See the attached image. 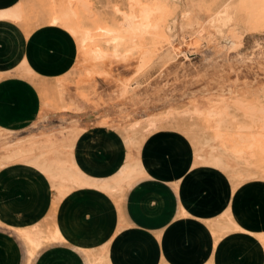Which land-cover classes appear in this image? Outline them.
Instances as JSON below:
<instances>
[{
	"label": "rangeland",
	"instance_id": "rangeland-1",
	"mask_svg": "<svg viewBox=\"0 0 264 264\" xmlns=\"http://www.w3.org/2000/svg\"><path fill=\"white\" fill-rule=\"evenodd\" d=\"M136 1L20 0L15 3L20 23L0 22V88L6 84L0 117L15 130L0 127V264H81L70 246L102 241L97 236L115 223L113 209L116 232L135 224L122 211L127 197L101 194L105 202L89 192L62 197L44 175L21 164L38 167L65 194L80 185L67 181L76 178L75 171L57 156L67 138V155L74 150L76 156L77 138L86 130L91 131L86 140L113 141V129L127 148V158L112 174L89 178L110 181L103 191L121 195L130 189L128 181L114 184L117 172L146 174L144 145L156 131L158 140L168 131L190 142L193 161L226 158L229 165L220 171L227 176L213 178L218 190L209 202L222 205L231 182L235 217L264 229V6L252 9L244 0ZM159 21L165 29H155ZM46 23L67 28L76 44ZM34 38L39 62L28 57ZM42 133L57 144L29 139ZM103 203L112 213L99 214ZM182 214H188L184 207ZM55 225L67 237L64 244H50L63 239ZM216 226L215 236L241 230L257 236L264 250V233L242 228L231 216ZM133 232L111 245L116 253H129L134 264H150L149 250L161 248L162 239ZM28 233L39 245L26 240ZM260 248L245 235L227 242L222 257L228 264H260ZM98 251L90 264H113L107 247ZM239 252L242 257L235 259Z\"/></svg>",
	"mask_w": 264,
	"mask_h": 264
},
{
	"label": "crops",
	"instance_id": "crops-1",
	"mask_svg": "<svg viewBox=\"0 0 264 264\" xmlns=\"http://www.w3.org/2000/svg\"><path fill=\"white\" fill-rule=\"evenodd\" d=\"M18 1L20 0H0V22L20 23V12L15 9V3ZM46 24L51 29H56V27L63 29L69 34L73 44H76L74 35L67 28L53 23ZM38 44V40L34 38L28 56L31 62H39L43 59L39 55L40 50ZM38 69L45 72L51 70L47 66H39ZM1 87L0 109L4 110L5 107L3 104L6 101L3 96L6 95V92H4L6 84H2ZM0 127L13 130L8 119L3 117H0ZM111 133L113 141H108V139L97 140L95 138L86 140L91 135V131H83L81 136L77 138L78 145H75L76 156L74 155L73 157L74 150L71 155H67V152H70L71 148L67 138L65 139L67 144L59 150L57 159L67 161L73 171L78 173L83 179H89L94 173H100L102 175L112 174L127 158V148L118 139L117 135L119 133L117 131L112 129ZM157 134V131L151 134L142 149V159L146 163L153 179L141 182L142 177L148 175L139 176L137 178L139 185L136 188L133 187L134 189L132 188V191H130L131 188H126L121 195H111L101 189L87 186L70 187L65 194L61 193V195V184L55 183L38 167L21 163L34 168L44 175L51 182L55 192L62 197H68L76 192H89L92 197L101 198L99 201L97 200L98 202L102 200L103 202L106 201L102 199L101 194H105L111 198H118V200H123L127 197L122 211L128 220L135 224L116 232L119 219L117 218L118 215H116V209H113L115 210L113 214V222L115 223L111 228L102 231L103 233L97 236V238H103L102 241L88 246L82 243H73L70 246L73 252L81 255L80 263L90 264L93 256H97L102 251L98 250L107 247L110 250L113 264H134L130 259L132 256L129 253L122 254L120 251H117L118 254L120 253L118 255L113 246L119 236L133 230V233L136 234H146L148 232L154 234L158 240L162 239L161 248L155 246L149 250L150 264H203L209 260L214 264H228L229 261L227 259L224 260L222 257L224 245L233 240V238L238 239L245 235L253 237L261 245L259 256L260 264H264V250L257 236L241 230H232L217 236L212 232V230L217 228V223L225 222L231 216L242 228L255 233H264V229L252 227L246 220L235 217L231 195V189L233 190V188L230 181L231 188L228 183L230 193L224 203L219 206L218 203L209 202L216 190H218L213 178H217L219 175L220 177L227 175L218 169L208 166L192 167L193 147L184 137L168 133L167 131L165 135L168 136H163L162 139L158 140L159 138L157 139L155 137ZM32 138H36L34 140L39 138L50 139L49 147L57 144V140L50 133H42L32 136L29 139ZM117 148H120V150H117ZM203 200H208V202L201 205L200 202H203ZM228 206L231 208L230 213L228 212ZM183 207L188 213L187 215L182 214ZM224 212L227 214H224ZM110 213H112V209L103 203L99 214L106 216ZM55 226H58L61 230L59 225ZM158 232H161L160 236L157 235ZM61 236L63 239L60 238L57 242H50V244H64L67 241V237L62 230ZM74 247L81 248L76 250L73 249ZM242 253H237V256H234V258L238 259L242 257ZM122 255L125 257L124 260L121 258Z\"/></svg>",
	"mask_w": 264,
	"mask_h": 264
},
{
	"label": "bare ground",
	"instance_id": "bare-ground-1",
	"mask_svg": "<svg viewBox=\"0 0 264 264\" xmlns=\"http://www.w3.org/2000/svg\"><path fill=\"white\" fill-rule=\"evenodd\" d=\"M138 1V0H137ZM136 1V3H138ZM158 1V0H157ZM227 1H229V0H227ZM244 1H247V2H249V4L251 5L250 6V8H252V9H254V8H258V7H262V6H264V0H244ZM239 2V1H238ZM221 3V2H220ZM225 3V2H224ZM235 3H237V1H235ZM234 3V5L232 6L231 4L232 3H230V5H231V7H235V6H237V4H235ZM139 4H140V2H139ZM157 4V3H156ZM152 5H154L155 6V3L153 4L152 3ZM222 5V4H221ZM227 4H225L224 6H226ZM219 6V5H218ZM217 6V7H218ZM247 6V5H246ZM222 7V6H221ZM220 7V8H221ZM238 7H239V5H238ZM215 8V7H214ZM156 9V8H155ZM230 9V8H229ZM260 9V8H259ZM263 9H264V7H263ZM262 9V10H263ZM149 10H150V8H149ZM164 11H166V9L164 10ZM217 11H219V10H217ZM234 11V10H233ZM233 11H232V13H233ZM264 11V10H263ZM159 12H160V10H159ZM230 12V11H229ZM235 12V11H234ZM245 12H246V10H245ZM244 12V13H245ZM224 14V13H223ZM239 14H241V13H239ZM252 14V13H251ZM259 14V13H258ZM254 15H255V13H254ZM248 16V15H247ZM260 16V15H259ZM259 16H258V18H259ZM243 17H245V16H243ZM252 17V16H251ZM251 19V18H250ZM256 20V19H255ZM259 20V19H258ZM260 21V20H259ZM250 22V21H249ZM157 23V22H156ZM164 24H163V22L162 21H159L158 23H157V25H156V28L155 29H158V27H162ZM155 27V26H154ZM162 28H164V27H162ZM165 29V28H164ZM163 30V29H162ZM120 34V33H119ZM121 35V34H120ZM117 36L118 35H116L115 37L117 38ZM112 38H114V37H112ZM120 38H118V40H119ZM113 40V39H112ZM121 40V39H120ZM119 40V41H120ZM122 40H123V38H122ZM122 40L120 41V42H122ZM113 41H115V38H114V40ZM115 42H117V39H116V41ZM177 48V47H176ZM179 48V47H178ZM116 50H117V48H116ZM116 53H118V51L116 52ZM210 147V146H209ZM216 150V148H212L211 149V153L210 154H212L214 151ZM203 152V151H202ZM221 153V152H220ZM206 157V156H205ZM226 159V158H225ZM225 159H224V157H219V158H217V159H214V160H209V159H207V158H203V160L202 161H197V160H194L193 161V164H192V167H198V166H208V167H212V168H215V169H218L219 171L227 164V162L225 161ZM227 165H229V163L227 164ZM132 168V167H131ZM226 169V168H225ZM227 170V169H226ZM67 171V170H66ZM150 175L151 177H152V175H151V173H150V171L148 170L147 171V173L146 174H141V173H139V174H137V173H135L134 171H132V170H129L128 168L126 169V170H119L118 172H117V176H115L114 177V184L117 186L118 184H120L121 182H123V181H128V184H129V186L131 187V188H133V187H136L135 185H138L139 184V182H138V179L137 178H139V176H141V175ZM75 176H76V178L73 180L71 177H68L67 178V181H69V182H73V183H77V184H79L80 186H87V187H90V188H96V189H102V190H105V189H108L109 188V185H110V181H103L102 179L100 180V179H98V180H90V179H83L78 173H76L75 172ZM60 181V180H59ZM33 233V232H32ZM24 234V233H23ZM34 234V233H33ZM33 234H31V233H28V234H26V236H25V238H26V240L27 241H29L30 243H32V244H37L38 243V239L33 235ZM38 236V235H37ZM40 237V236H39ZM41 239V238H40ZM58 239V238H57ZM25 240V241H26ZM41 241V240H40ZM37 245H39V244H37ZM29 258H30V256H29ZM30 259H32V258H30Z\"/></svg>",
	"mask_w": 264,
	"mask_h": 264
}]
</instances>
